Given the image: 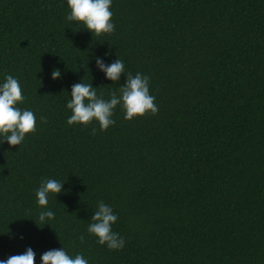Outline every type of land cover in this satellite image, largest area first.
Wrapping results in <instances>:
<instances>
[{"label": "trees", "instance_id": "obj_1", "mask_svg": "<svg viewBox=\"0 0 264 264\" xmlns=\"http://www.w3.org/2000/svg\"><path fill=\"white\" fill-rule=\"evenodd\" d=\"M110 10L115 30L93 36L67 21V0H0V84L18 79L17 106L36 116L20 145L0 142V260L31 247L35 264L60 248L88 264H264V0H112ZM97 57L123 61L119 81ZM137 72L155 115L125 120L117 106L106 131L68 125L74 83L109 99ZM45 179L63 190L41 208ZM100 201L118 217L120 250L87 231ZM46 210L55 215L43 225Z\"/></svg>", "mask_w": 264, "mask_h": 264}, {"label": "clouds", "instance_id": "obj_2", "mask_svg": "<svg viewBox=\"0 0 264 264\" xmlns=\"http://www.w3.org/2000/svg\"><path fill=\"white\" fill-rule=\"evenodd\" d=\"M111 4L112 0H67L70 12L66 19L69 22L83 24V28L91 32L93 36L111 34L115 30V25L112 23ZM96 66L112 82L119 81L121 74L124 73V63L118 58L106 64L102 58L97 57ZM51 75L53 79L61 78L59 69H54ZM126 77V82L120 86L118 92L113 90L109 99L103 98V95L98 96L91 83H74L71 86V99L66 104V107L71 110V115L67 119L68 125L81 124L86 127L95 121L100 131H106L116 122L112 117L117 106L123 111L125 120H133L147 114L155 115L158 107L154 103L155 97L150 94L149 77L139 72L134 76L128 73ZM24 100L18 79L8 75L6 81L0 84V137H2L0 142L7 141L9 146L20 145L27 134L36 131L34 112L22 110L17 106ZM40 119L42 122H47L44 116ZM94 133L95 129H93ZM62 190L63 183L55 179L42 180L39 188L36 189L37 205L47 208L49 195H57ZM54 215L51 210L41 211L38 219L44 225L46 221L54 219ZM117 219L113 209L100 201L91 217L92 223L89 224L87 231L97 238L100 245L106 244L110 250H120L124 247L125 240L112 231V225ZM80 241L84 242V236L80 237ZM35 256L34 250L28 247L22 254L11 255L7 259L0 260V264H35ZM40 259L41 264H88L82 254H76L73 258L64 248L45 251Z\"/></svg>", "mask_w": 264, "mask_h": 264}]
</instances>
